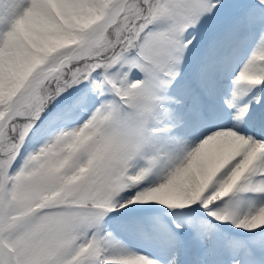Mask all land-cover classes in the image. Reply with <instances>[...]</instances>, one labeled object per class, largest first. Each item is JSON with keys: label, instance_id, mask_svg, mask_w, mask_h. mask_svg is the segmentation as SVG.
Segmentation results:
<instances>
[{"label": "snow or ice", "instance_id": "6c2138e0", "mask_svg": "<svg viewBox=\"0 0 264 264\" xmlns=\"http://www.w3.org/2000/svg\"><path fill=\"white\" fill-rule=\"evenodd\" d=\"M0 264H264V0H0Z\"/></svg>", "mask_w": 264, "mask_h": 264}]
</instances>
